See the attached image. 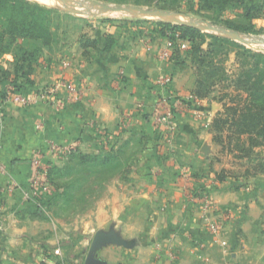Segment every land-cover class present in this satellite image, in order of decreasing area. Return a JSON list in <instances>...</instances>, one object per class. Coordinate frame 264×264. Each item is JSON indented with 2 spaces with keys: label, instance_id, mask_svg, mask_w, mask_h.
Masks as SVG:
<instances>
[{
  "label": "crops",
  "instance_id": "crops-1",
  "mask_svg": "<svg viewBox=\"0 0 264 264\" xmlns=\"http://www.w3.org/2000/svg\"><path fill=\"white\" fill-rule=\"evenodd\" d=\"M103 24L97 60L69 68L67 59L63 67L43 61L29 88L66 80L84 93L81 101H68L61 109L3 103L0 264H85L89 254L107 264H264L263 176L249 181L246 167L237 168L218 149L213 121L219 110L192 93L195 69L159 62L158 46L149 39L129 44L118 37L121 46L105 50L106 36H116L117 27ZM162 69L173 78L167 93L174 130L157 125L152 115ZM190 95L200 99L198 106L183 104ZM101 98L110 104L106 119L95 111ZM50 141L63 150L49 153ZM135 142L138 157L126 177L118 170L100 184L105 192L88 210L62 218L56 207L45 208L62 188L53 189L50 181L48 193L31 191L37 154L49 173L53 165L64 170L77 153H116ZM198 191L210 195L218 217L226 215L227 245L209 231L201 203L192 196ZM100 232L105 237L92 252Z\"/></svg>",
  "mask_w": 264,
  "mask_h": 264
},
{
  "label": "rangeland",
  "instance_id": "rangeland-1",
  "mask_svg": "<svg viewBox=\"0 0 264 264\" xmlns=\"http://www.w3.org/2000/svg\"><path fill=\"white\" fill-rule=\"evenodd\" d=\"M31 1L36 3L39 2L36 0ZM68 1L70 9H66V6L64 5L56 4L55 6L39 2L41 5H46L50 8L57 9L60 12L62 15V18L59 20V24H61V31L66 29H72L73 31V29H77L76 31L78 32V30L84 29L89 34H91L92 28L87 26L86 23H93L97 28L98 25L102 26L104 25L103 23H106L105 25L108 24L117 27V35L114 36L116 39L112 45V47L114 46L115 49L121 46V42L119 39H117L118 37H124V43L129 44L131 42L135 43V40H138L141 43L143 40L149 39L154 43V46H158L157 50L165 47L168 42H175L174 46L175 44H179V40L173 39L174 37L171 34L168 35V31L165 33V35L163 34L162 28H164V26L161 23L178 24V22L171 18L123 12L117 15H112L113 13L103 14L96 9L86 12L85 7L87 6V3L85 0ZM198 1L199 0H169V2L161 3V0H141V2L139 1L140 3L138 4L115 2L109 3L137 6L146 9H157L167 12L170 11L175 13L179 19L185 22L205 20L215 26L225 27L229 30H236L232 28L235 25L245 28L250 27L251 30L248 32L237 30L243 40L232 38L226 34L201 29L199 27L197 28L206 33H212L234 39L238 43L264 54V0H234L228 4L223 11H218L216 7L206 8L203 5L204 3L201 4ZM65 13L77 18V20L71 19L70 16ZM199 14H201L203 17H201ZM67 42L68 40L66 39V35L63 34L59 45L45 49L46 55L51 57L50 61H48L49 63H53L55 65L59 64L63 67L62 63L67 58V62H71L65 67L69 68L71 63L72 66H75V64L77 65L79 62H81L79 59H77L79 58V53L75 52V49H72L70 54L67 52ZM191 46L192 43L188 41L187 48H191ZM204 47L206 48L207 46L204 45ZM187 48L178 52L180 53L178 60H183L182 62L184 64L188 63L189 66H192L195 69V74L198 72L199 75L198 68L196 69L197 63L193 58L194 56L192 53H188L189 50H187ZM74 54L76 55L74 56L76 59H70L71 57L69 58V56ZM0 60L4 67L12 69V63L14 62V52H6L1 54ZM173 60L174 59H172V61ZM209 60H213L217 67L223 68V71H220L217 77L210 80V82L213 83L212 90L209 91L206 96H202V99L207 101L208 105L213 103L219 110L213 122L219 119L220 123L218 126H220L222 129L216 130L215 132V144H217L218 149L225 151V153L229 155L227 159L234 161L237 168L240 167L243 169V167H246V173L250 177L248 178L249 181L250 179L253 181L254 178L258 177V174L263 176L262 181H264V137L260 134H254L253 137L256 139L254 144L250 138L251 135L248 133L239 134L237 130H239L241 127L238 125H235L234 127L232 125L236 117L234 110H241L247 104L246 97L248 95L242 88H240L237 80L242 70L248 66L247 61H249V59H246L243 55H238L236 50H232L227 56L224 54H219L217 56L213 55L212 58L209 57ZM39 69L40 66L36 72H38ZM58 81H61V79H57L55 82ZM8 84L11 85L13 90L14 86L10 82H6L0 86L4 87ZM48 84L51 83H46L41 86ZM41 86H36L34 89H37ZM33 90L19 94L27 95ZM3 105L1 107L3 111L2 114L4 113ZM49 106L53 107L52 105ZM227 119V122H222L223 120ZM3 123L4 121L0 123V126H2ZM139 147L140 146L135 142L133 145H131V147H124L121 149V151L114 153V155L119 159L118 161L114 160L117 162L112 161L114 165H104L102 163L92 162L85 163L84 161L80 160L78 156L72 157V160L66 163L64 166V171L61 173L62 176L59 178L55 177L56 185H53L54 183H52L53 189L62 188L61 191H63V189L68 184H75V188L69 193L68 197L70 199L68 200V197L66 196H60L58 199H53L50 196L51 200L46 201L45 208L47 210H53L54 207H56L53 211L62 218H69L70 216H73L79 212L90 209L92 207L93 201L101 193L103 195L105 192L100 191V184L104 185V183L108 181L111 176L115 174V172H117L116 168L114 167L115 165H118L117 163H121L120 168H118L122 172V176L124 175L126 177L128 171L127 168L133 165L134 161L138 157L137 155Z\"/></svg>",
  "mask_w": 264,
  "mask_h": 264
},
{
  "label": "trees",
  "instance_id": "trees-1",
  "mask_svg": "<svg viewBox=\"0 0 264 264\" xmlns=\"http://www.w3.org/2000/svg\"><path fill=\"white\" fill-rule=\"evenodd\" d=\"M104 1L136 4L141 2V0ZM233 1L199 0L198 2L204 3L203 5L206 8L216 7L218 11H223ZM166 2H169V0H161V3ZM67 15L71 19L77 20V18L69 14ZM201 17L203 16L201 15ZM61 18L62 15L57 9L32 2L31 0H0V56L6 52H14L12 69L4 67L0 60V85L10 82L14 86V93L29 91L30 86L34 85L33 75L38 67L42 65V61H50L51 59V57L46 55L45 49L59 45L63 34L66 35V39L68 40L67 52L69 54L72 49H75V52L79 53V58L77 59L80 61L90 63L97 60L101 51H103L102 44L97 36L98 28L93 23H86L87 26L92 28L91 34L84 29L78 30V32L76 31L77 29H73V31L72 29L61 31V24H59ZM161 24L164 26L162 28L164 35L168 31V35L171 34L174 37L173 39L187 40L192 43L191 48L189 47L187 50H189L188 53L193 54V58L197 63L196 69L198 68L199 71V75L196 72V87L192 93H195L200 98L203 95L206 96L212 90L213 83L210 80L217 77L220 71H223V68L217 67L213 60H209V57L212 58L213 55L217 56L219 54L227 56L232 50H236L238 55H243L246 59H249L247 61L248 66L242 70L237 80L240 88L248 95L246 97L247 104L241 110H234L236 117L232 125L234 127L235 125L241 127L237 130L239 134L248 133L251 135L250 138L254 144L256 142V139L253 137L254 134H260L264 137V54L248 48L234 39L206 33L195 26L181 23ZM232 28L242 32L251 30L250 27L245 28L238 25ZM115 39L112 34H108L104 49L110 50ZM204 45L207 47L205 48ZM180 51L179 44H175L172 58L176 63H183V60H180L181 62L178 60L180 57V53L178 52ZM74 56L76 55L69 56V58L71 57L70 59L74 60L76 59ZM227 121L228 119L222 122L225 123ZM219 123V119L213 123L215 132L222 129L218 126ZM77 156L85 163H102L104 165H114L112 161L119 160L113 152H108L105 155L83 153L74 155V157ZM117 164L114 167L118 171L121 163ZM63 171L58 166H51L48 173L51 183L56 185L55 179L62 176L61 173ZM222 177L220 178L223 179ZM74 188L75 184H68L59 197H68ZM67 199L69 200L70 198L68 197Z\"/></svg>",
  "mask_w": 264,
  "mask_h": 264
},
{
  "label": "built area",
  "instance_id": "built-area-1",
  "mask_svg": "<svg viewBox=\"0 0 264 264\" xmlns=\"http://www.w3.org/2000/svg\"><path fill=\"white\" fill-rule=\"evenodd\" d=\"M188 47V41L179 40V49L184 50ZM174 43L168 42V44L161 48L158 51L157 58L159 62L167 64L172 61L174 54ZM69 65L65 63V66ZM172 76L167 73L165 69H162L161 75L158 77V85L161 88V92H158V100L155 102L153 107V119L155 123L161 127L169 128L170 130L175 129V118L173 108L171 106V96L167 93L169 85L172 83ZM84 93L78 88L75 83H70L66 80H61L58 82H53L48 85H44L34 89L27 95H22L19 93H14L11 85H5L4 87L0 86V123L4 120L2 114V105L4 101H11L19 105H32L36 103H44L46 105H52L56 109H60L65 106L68 101L79 102L83 99ZM188 100H184L183 104L191 103L193 105H199L200 99L195 95H190ZM177 104L182 105V102ZM197 117H201L203 113L200 110L195 111ZM2 147V142L0 139V151ZM63 148L59 146L54 141L49 142V153L58 154ZM34 157V172L31 178V191L33 194L37 195L41 192H49L52 187L50 184L48 169L43 164L42 160L38 157ZM0 172H5V167L0 158ZM193 198L201 203V210L203 214V219L207 224L209 231L217 236L216 242L222 244L223 246L227 245V241L222 237V232L225 227V220L227 219L226 215L218 217L216 208L213 200L210 195L206 192H196L192 194ZM4 231V225L0 222V235ZM59 253L60 250L58 249Z\"/></svg>",
  "mask_w": 264,
  "mask_h": 264
},
{
  "label": "water",
  "instance_id": "water-1",
  "mask_svg": "<svg viewBox=\"0 0 264 264\" xmlns=\"http://www.w3.org/2000/svg\"><path fill=\"white\" fill-rule=\"evenodd\" d=\"M57 1H60L62 5L66 6V9H70L68 5L69 4L68 0H57ZM85 1L87 3L86 10H85L86 12H90L92 11V9H96L97 11L103 14L123 12V13H130V14L153 15V16L155 15L159 17H167L181 24H187V25L199 27L201 29L226 34L235 39H242L240 36V33L237 30H229L225 27L215 26L205 20H198L196 22H185L179 19L175 13L170 12V11L167 12V11H161L157 9H146V8L137 7V6L121 5V4L109 3V2L98 1V0H85ZM104 237H105L104 233L102 232L98 233L95 239V242L93 244L92 252L96 251V249L100 246L101 240L104 239ZM85 264H107V263L100 259H97L93 254H89V256L87 257L85 261Z\"/></svg>",
  "mask_w": 264,
  "mask_h": 264
},
{
  "label": "clouds",
  "instance_id": "clouds-1",
  "mask_svg": "<svg viewBox=\"0 0 264 264\" xmlns=\"http://www.w3.org/2000/svg\"><path fill=\"white\" fill-rule=\"evenodd\" d=\"M95 111H96L98 117H100L102 119L108 118V116L110 115V104H109V102L104 100L103 98H101V100L96 105Z\"/></svg>",
  "mask_w": 264,
  "mask_h": 264
},
{
  "label": "bare ground",
  "instance_id": "bare-ground-1",
  "mask_svg": "<svg viewBox=\"0 0 264 264\" xmlns=\"http://www.w3.org/2000/svg\"><path fill=\"white\" fill-rule=\"evenodd\" d=\"M36 1H39V2H42V3H46V4H51V5H55L58 4V5H62V3L60 1H57V0H36ZM38 2V3H39ZM87 5V4H86ZM85 6V5H84ZM62 7V6H61ZM75 8V7H74ZM82 8V7H81ZM86 9V7H85ZM121 12H114L112 15H117Z\"/></svg>",
  "mask_w": 264,
  "mask_h": 264
}]
</instances>
